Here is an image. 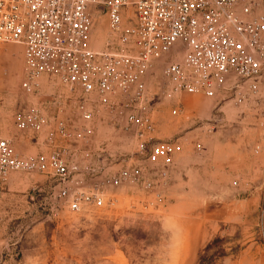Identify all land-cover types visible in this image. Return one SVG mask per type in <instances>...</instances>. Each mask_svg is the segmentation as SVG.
<instances>
[{
    "label": "rangeland",
    "instance_id": "obj_1",
    "mask_svg": "<svg viewBox=\"0 0 264 264\" xmlns=\"http://www.w3.org/2000/svg\"><path fill=\"white\" fill-rule=\"evenodd\" d=\"M93 12L90 44L98 52L110 43L108 19ZM167 61H154L145 77L152 136L182 145L165 175H153L162 202L139 185L105 183L139 156L132 133L122 121L107 122L101 108L94 137L79 145L107 166L75 174L66 185L101 192L103 205L71 212L57 178L11 173L0 182V264H264V81L253 95L243 90L240 103L230 86L214 97L168 99L160 94ZM22 78V45L0 41V138L34 155L49 151L44 137L19 133L14 114L34 106L51 116L62 107L59 116L74 114L56 78L42 76L30 91L22 90Z\"/></svg>",
    "mask_w": 264,
    "mask_h": 264
},
{
    "label": "built area",
    "instance_id": "obj_2",
    "mask_svg": "<svg viewBox=\"0 0 264 264\" xmlns=\"http://www.w3.org/2000/svg\"><path fill=\"white\" fill-rule=\"evenodd\" d=\"M95 8L107 16L110 39L98 52L90 44ZM0 41L23 47L22 90L37 89L42 76L54 77L68 90L67 108L74 114L59 116L62 107L51 116L41 106L15 113L17 131L36 140L43 136L49 151L20 154L0 138V182L16 172L47 174L60 182L59 197L69 211L102 206L101 192L66 184L75 174L106 168L101 155L79 145L90 143L104 108L107 122L122 121L132 133L139 156L105 183L139 185L161 203L153 175H165L182 145L152 136L148 70L168 58L160 88L168 99L214 97L227 86L237 103L243 90L257 93L264 81V0H0Z\"/></svg>",
    "mask_w": 264,
    "mask_h": 264
},
{
    "label": "crops",
    "instance_id": "obj_3",
    "mask_svg": "<svg viewBox=\"0 0 264 264\" xmlns=\"http://www.w3.org/2000/svg\"><path fill=\"white\" fill-rule=\"evenodd\" d=\"M37 141H39V138H38ZM41 142H42V141H41ZM257 171H258L259 173H261V166L258 165V167H257ZM256 182H259L258 184H261L260 180H258V181H256ZM253 184H254V186H257V183H253Z\"/></svg>",
    "mask_w": 264,
    "mask_h": 264
}]
</instances>
